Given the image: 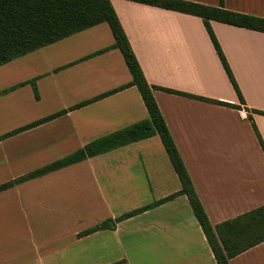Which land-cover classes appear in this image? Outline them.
<instances>
[{"label":"crops","instance_id":"crops-1","mask_svg":"<svg viewBox=\"0 0 264 264\" xmlns=\"http://www.w3.org/2000/svg\"><path fill=\"white\" fill-rule=\"evenodd\" d=\"M111 2L151 86L231 104L153 90L211 223L264 205V32L210 21L240 97L202 17ZM224 7L264 18V0ZM114 43L103 22L0 66V185L149 118ZM181 188L159 135L17 183L0 191V264H216L188 197L164 201ZM230 264H264V241Z\"/></svg>","mask_w":264,"mask_h":264},{"label":"trees","instance_id":"trees-1","mask_svg":"<svg viewBox=\"0 0 264 264\" xmlns=\"http://www.w3.org/2000/svg\"><path fill=\"white\" fill-rule=\"evenodd\" d=\"M133 1L202 17L224 68L241 97L230 67L212 31L210 21L216 20L264 32V18L227 10L224 7V0H220V6L204 5L188 0ZM103 22L108 23L111 28L115 38L114 47L120 49L125 59L132 74L131 85H136L139 89L147 107L149 118L93 141L83 149L44 168L4 183L0 185V191L88 157L159 135L182 186L178 193L169 196L164 201L173 199L177 195H186L214 253L216 264H230L233 257L264 241V205L221 223L215 225L211 223L154 98L153 90L160 89L222 105L231 104L151 86L144 75L111 0H0V66ZM31 83L36 96H39L35 81ZM257 112L259 113V111ZM257 135L264 149V143L258 132ZM157 204L155 203V205ZM151 206L126 213L116 219L115 222L112 220L104 221L88 232L113 227L117 221L136 215Z\"/></svg>","mask_w":264,"mask_h":264},{"label":"built area","instance_id":"built-area-1","mask_svg":"<svg viewBox=\"0 0 264 264\" xmlns=\"http://www.w3.org/2000/svg\"><path fill=\"white\" fill-rule=\"evenodd\" d=\"M240 116H241L242 118H247V116H248V112H247V110H245V109H241V110H240Z\"/></svg>","mask_w":264,"mask_h":264}]
</instances>
